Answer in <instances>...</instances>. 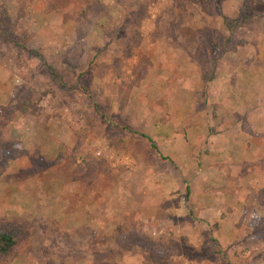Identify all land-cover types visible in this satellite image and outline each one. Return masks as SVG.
I'll use <instances>...</instances> for the list:
<instances>
[{
	"label": "rangeland",
	"instance_id": "374dc122",
	"mask_svg": "<svg viewBox=\"0 0 264 264\" xmlns=\"http://www.w3.org/2000/svg\"><path fill=\"white\" fill-rule=\"evenodd\" d=\"M0 15V221L28 231L13 264H264V0H0ZM192 99L210 128L184 175L170 159L196 136ZM168 109L180 135H147ZM204 185L222 192L212 214L226 206L211 223L187 207Z\"/></svg>",
	"mask_w": 264,
	"mask_h": 264
},
{
	"label": "crops",
	"instance_id": "0c3cea01",
	"mask_svg": "<svg viewBox=\"0 0 264 264\" xmlns=\"http://www.w3.org/2000/svg\"><path fill=\"white\" fill-rule=\"evenodd\" d=\"M192 100L194 101V99H192ZM192 106L193 107H191L190 112H187V114H186L185 122H183L182 124H183V127L185 129L190 131L189 135L192 136V134H195L196 136L192 137L191 140H189L188 143L182 145V147H178L179 151L175 150L174 152L172 151V148L175 145L176 141H172V143H171L169 139L164 140L166 142L165 146H166L167 150L168 151H172V153L174 154V156L170 155L171 158L173 159V160L170 159L171 160V165L173 167H175V168L185 170L184 171V175L187 173V171L190 172L191 170H192L191 174L193 175V173L195 171V165H196V162H197L196 153L197 154H200V153L204 154V150L202 149V148H204L206 146V141H205L204 138H205V136L207 134L206 131L209 130V128H210V126L207 123H205L204 121L201 122L202 114L200 112H198V113L195 112V109H198V106H200L198 104V101L196 103L194 101ZM170 110L171 109L166 110L165 113L163 114L164 115L163 118H161V119L159 118L158 125L156 127H154V125H153V128L147 129V132H146L147 135L149 134L150 136L153 135L155 137L162 136V137L166 138L162 134V127H163L164 124L165 125H169L167 127V129L171 133V136L180 135V134H178L177 130H181V128H183V127H181L180 125L176 126L174 120H170L171 116H167L166 115L167 112H169ZM158 111H157V114H155V116H153L152 113L149 114V117L147 118L148 119V121H147L148 123L150 121H154L155 119L153 120V118H156L157 116L160 115V112H158ZM140 115H141V113H140ZM140 118L142 119V115H141ZM193 118H197V119L195 120ZM197 120H199V121H197ZM154 128H156V130ZM171 131H173V132H171ZM155 144H156V147L158 148L159 147L158 142L155 143ZM196 147L200 148V150L199 151H195ZM207 160L209 161V157H208ZM159 177H161V175H159ZM163 187L164 186L162 184L160 189L163 190ZM216 192L217 191L213 190L212 188H208V187H206L204 185V187L202 188V192H201L202 197L196 198V201H191L188 204L187 207L189 209L195 207V209H197V211L202 213L198 217L200 219L208 221L207 223H211L213 218L214 217H218V216H219L218 219L220 220V217H221L220 215L222 214L221 211L225 210L226 206L223 207V205H221L220 213L218 211L216 213H214V214L211 213L213 211V209L214 210H218V208H213L214 206L212 204L213 203H219V205H220V202L222 200V195H220L222 192L221 193L220 192L216 193ZM218 219L215 218L214 220L217 221Z\"/></svg>",
	"mask_w": 264,
	"mask_h": 264
},
{
	"label": "trees",
	"instance_id": "16d2710c",
	"mask_svg": "<svg viewBox=\"0 0 264 264\" xmlns=\"http://www.w3.org/2000/svg\"><path fill=\"white\" fill-rule=\"evenodd\" d=\"M0 20L2 21V15H0ZM30 108L33 107L30 106ZM28 111L38 116L36 113L39 109H29ZM19 226L15 222L0 221V264H13L24 250L28 231ZM96 264H100L99 260L96 261Z\"/></svg>",
	"mask_w": 264,
	"mask_h": 264
}]
</instances>
